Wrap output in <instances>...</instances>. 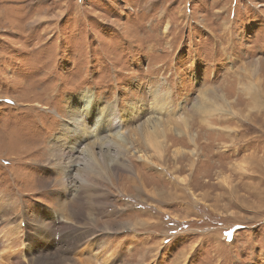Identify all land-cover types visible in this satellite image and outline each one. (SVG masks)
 Segmentation results:
<instances>
[{
	"label": "rangeland",
	"instance_id": "374dc122",
	"mask_svg": "<svg viewBox=\"0 0 264 264\" xmlns=\"http://www.w3.org/2000/svg\"><path fill=\"white\" fill-rule=\"evenodd\" d=\"M84 101L168 132L78 223L47 158ZM0 260L264 264V0H0Z\"/></svg>",
	"mask_w": 264,
	"mask_h": 264
},
{
	"label": "bare ground",
	"instance_id": "6f19581e",
	"mask_svg": "<svg viewBox=\"0 0 264 264\" xmlns=\"http://www.w3.org/2000/svg\"><path fill=\"white\" fill-rule=\"evenodd\" d=\"M157 103L159 104L161 102L157 101ZM79 104H81L79 108H81L83 111L87 113L83 121L84 122L88 121L89 125L91 124L90 126L91 131L86 126V123L84 122L81 123L76 118L77 117L76 112L78 110L77 108L73 107L70 115L66 113L67 114L65 116L66 119L63 120L64 121L63 124L60 126L59 131H57L58 133L56 134L55 141H53L54 147L52 149L50 157L47 158L48 163L54 162L57 171L60 173L61 180L60 181L57 180V181H59L58 184L60 185L62 190H68V189L70 190V188L73 187L75 183H77V186L76 187L74 186L75 187L73 191L74 194L72 195L73 198L71 199V203L69 205V214H70L69 216L72 217V219L75 222L85 219L84 212L87 208H90L91 210L97 208L99 210L100 203L97 199L99 197V193H101V195L107 199V194L105 192H100L97 190L99 186L95 182V180L91 178V176L99 175L101 179H105L111 182V180L115 178L119 174V172L122 171L129 173L130 176H132L131 180L132 182H134L133 184L137 185V181L140 178L138 177V174L135 175L133 173V168L129 161L131 159L128 160L126 157L128 150H131L132 145L139 140V142H141L143 146H146V149L147 147L148 148L150 147L154 150L155 154L159 155L162 153L161 151H159V148L161 147V144L165 141L164 138L166 133L168 132V129L165 128V126H163L164 124L163 122H157L154 123L152 126H150L149 129L147 127H144L143 130L141 127L138 128L135 127L136 129L133 132V134H129L126 138L125 136H123V134L117 132L119 129L118 118L121 119V117L119 114H116L115 107L112 106V108H108L105 111V115L102 118H97L98 113L99 112L102 113L103 110L99 109L98 107L92 104L87 103V101L81 102ZM196 109L201 113V115L204 113L199 106H197ZM134 117L127 118L125 122L130 121V119H133ZM109 131H113L112 134L110 133L111 135L108 133ZM100 133H102L103 135L101 136ZM73 135H75L77 139L72 137ZM92 137H94V141L89 142L88 143L89 145L85 150L82 149L81 152L82 157L81 156H80L81 158L76 157L75 154H77V152L80 150V147L87 145V144L85 145L83 144V142H85L83 141V138L87 140V139H91ZM129 137L131 138V143L127 141ZM159 138L162 139V142L161 139L160 142L158 141ZM188 139L189 142H194L192 138L188 137ZM111 147L116 149V154L110 153ZM39 148L41 149V147ZM103 148H105L106 150L105 152ZM40 149H38L36 152H38ZM95 149H97L99 152L97 153ZM25 150L26 151L24 152H27L28 154L29 147H27ZM42 150H44V148ZM44 152L45 155L48 153L46 150H44L42 155H44ZM72 180H74V184H70L71 182H73ZM135 189L139 190V187H135ZM6 207L8 206L6 205ZM146 222L143 223L146 225ZM116 224H120V223H116ZM19 225L21 226V223ZM128 225L129 228L130 224ZM13 227L12 228L10 227L6 232V238L7 237L10 238L11 239L10 242L14 244L12 245V248L15 247L17 244H20L21 242L19 239V234L18 235L15 234L14 231L15 228ZM121 228H123L122 224H121ZM104 233H106L105 230ZM7 242L8 241H6V243ZM19 252L20 251L18 250L15 253L14 252L13 253L16 255L17 253L19 254ZM1 260L0 263L2 262ZM59 262L62 263V261ZM36 264H58V261L43 262V263L39 261Z\"/></svg>",
	"mask_w": 264,
	"mask_h": 264
}]
</instances>
